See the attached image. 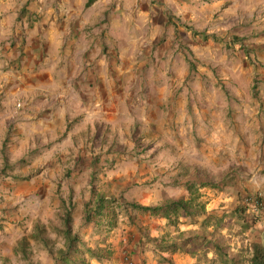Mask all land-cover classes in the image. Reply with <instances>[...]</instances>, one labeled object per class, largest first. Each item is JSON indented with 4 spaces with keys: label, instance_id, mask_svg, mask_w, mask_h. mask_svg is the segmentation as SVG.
I'll return each mask as SVG.
<instances>
[{
    "label": "clouds",
    "instance_id": "obj_1",
    "mask_svg": "<svg viewBox=\"0 0 264 264\" xmlns=\"http://www.w3.org/2000/svg\"><path fill=\"white\" fill-rule=\"evenodd\" d=\"M0 264H264V0H0Z\"/></svg>",
    "mask_w": 264,
    "mask_h": 264
}]
</instances>
